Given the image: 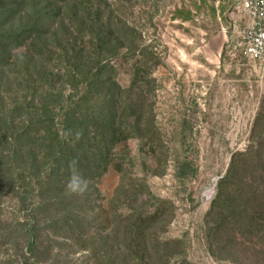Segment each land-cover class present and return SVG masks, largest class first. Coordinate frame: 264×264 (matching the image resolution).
<instances>
[{
    "label": "trees",
    "instance_id": "trees-1",
    "mask_svg": "<svg viewBox=\"0 0 264 264\" xmlns=\"http://www.w3.org/2000/svg\"><path fill=\"white\" fill-rule=\"evenodd\" d=\"M89 1L0 0V212L14 206L0 213V264H187L183 241L161 236L173 204L116 151L129 140L153 144L145 104L163 59L107 4ZM117 61L129 67L126 86ZM262 146L254 167L238 165L247 151L233 155L218 182L203 227L217 261L264 258ZM73 160L88 181L82 194L65 190ZM110 170L120 179L103 207L97 184ZM177 172L180 181L196 175L189 161Z\"/></svg>",
    "mask_w": 264,
    "mask_h": 264
},
{
    "label": "rangeland",
    "instance_id": "rangeland-1",
    "mask_svg": "<svg viewBox=\"0 0 264 264\" xmlns=\"http://www.w3.org/2000/svg\"><path fill=\"white\" fill-rule=\"evenodd\" d=\"M101 1L117 22L134 30L137 43L152 45L163 59V65L152 70L154 92L145 104L147 112L152 111L153 144L129 140L116 149L133 157L132 172L145 179L156 198L173 204L162 238L183 241L187 264H264L262 257L215 260L207 251L203 231L232 156L247 151L238 165L248 162L254 167L255 147L264 148V123L253 129L259 113L264 121V66L248 61L233 47L231 31L237 16L232 8L237 0ZM112 68L128 85L129 67L117 61ZM184 161L192 164L196 175L180 181L177 168ZM119 179L110 170L98 181L103 207ZM13 210V204H4L1 217Z\"/></svg>",
    "mask_w": 264,
    "mask_h": 264
},
{
    "label": "built area",
    "instance_id": "built-area-1",
    "mask_svg": "<svg viewBox=\"0 0 264 264\" xmlns=\"http://www.w3.org/2000/svg\"><path fill=\"white\" fill-rule=\"evenodd\" d=\"M233 47L248 61L264 66V0H237L232 8Z\"/></svg>",
    "mask_w": 264,
    "mask_h": 264
},
{
    "label": "clouds",
    "instance_id": "clouds-1",
    "mask_svg": "<svg viewBox=\"0 0 264 264\" xmlns=\"http://www.w3.org/2000/svg\"><path fill=\"white\" fill-rule=\"evenodd\" d=\"M77 136H79V133H77ZM74 165V160L69 162L71 175L65 185V190L73 194H82L87 190L88 181L75 170Z\"/></svg>",
    "mask_w": 264,
    "mask_h": 264
}]
</instances>
